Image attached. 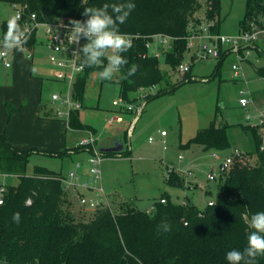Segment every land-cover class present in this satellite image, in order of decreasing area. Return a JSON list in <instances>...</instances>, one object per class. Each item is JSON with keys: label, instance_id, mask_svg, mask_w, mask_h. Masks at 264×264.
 Instances as JSON below:
<instances>
[{"label": "trees", "instance_id": "obj_1", "mask_svg": "<svg viewBox=\"0 0 264 264\" xmlns=\"http://www.w3.org/2000/svg\"><path fill=\"white\" fill-rule=\"evenodd\" d=\"M119 2L122 0H0V4H27L26 13L35 12L42 22L60 18L84 20L86 17L81 13L85 7ZM131 2L135 9L119 30L138 37L133 38L131 49L123 54L128 64L119 72L117 81L121 94L129 102H132L130 92L155 87L164 79L159 57L150 54L147 47L153 41V35L175 38L171 49L159 47L165 63L175 70L185 59L189 23L200 21L195 14L202 7L200 0ZM205 5L207 18L216 20L214 30L219 32L217 17L221 0H205ZM8 19L1 22V38L7 31ZM19 23L23 28L22 22ZM262 28L264 0H246L240 32ZM35 35L34 32L29 37L26 46L34 45ZM85 42L82 39L81 45ZM258 48L264 54V50ZM225 57L226 53L222 52L217 60L216 74ZM102 67H85L78 75L73 94L82 107L71 110L66 120L70 129L92 130L96 134L80 115L82 108L93 106L87 105L86 89L92 73H100ZM132 67L137 71L134 76H128ZM256 73L264 76V67H256ZM182 77L171 91L193 78L191 69ZM144 105H141L140 113ZM40 109L42 117L53 116L43 103ZM228 127L217 125L214 119L181 146L187 148L196 143L208 150L227 149L231 146ZM242 128L250 135L251 151L248 153L256 154L258 162L248 164L245 154L237 159L234 167L220 178L221 192L212 205L199 209L190 201L187 204L175 202L165 192L161 198L165 197L166 202H161L160 198L150 210L128 207L114 213L110 207L100 206L85 220H77L72 208L75 199L63 188L62 172L36 166L32 174H28L27 166L34 148H20L11 143L5 133H0V174H11L20 179L17 185H5L4 202L0 204V264H228L226 253L232 249L243 250L247 245L251 215L264 211L263 139L258 127L242 125ZM121 154L127 155L130 151L125 149L112 155ZM165 180L183 188L184 179L177 173ZM15 212L20 213L19 224L12 219ZM162 222L171 226L169 231H157ZM256 264H264V256H258Z\"/></svg>", "mask_w": 264, "mask_h": 264}, {"label": "rangeland", "instance_id": "obj_2", "mask_svg": "<svg viewBox=\"0 0 264 264\" xmlns=\"http://www.w3.org/2000/svg\"><path fill=\"white\" fill-rule=\"evenodd\" d=\"M200 1L202 7L195 14L199 19L206 15L205 0ZM245 8L246 0H221V11L217 17L221 34L234 35L241 31L240 20L244 16ZM13 15L15 9L12 4H0V25L3 19ZM36 35L38 42L34 47L22 46L10 50L13 65L11 69L4 68V60L0 59V96L4 103L1 108L8 110L11 106L12 110L9 113L17 115L22 99L23 102H27L26 112L30 113L32 105L35 104L33 113L37 115L38 112L39 118L43 120V124L37 129H31L33 133L37 132V139L34 140L36 143L24 147L34 148L29 158L27 173L32 174L36 166H45L66 173L76 164L75 153L80 154L79 162L87 165L85 162L89 159V151L77 148L79 141L87 136V130L70 129L66 121L67 107L60 102H52L51 94L67 91L68 83L57 78L61 68L52 64L50 60L51 50L47 45L43 25L39 27ZM192 43L196 45L197 40H193ZM260 43L258 47H261ZM155 44L154 41L150 51ZM160 58V68L164 74L162 82L155 87L129 93L135 106L145 104L143 116L135 127L133 126L132 134L129 135L130 147L129 149L126 147L127 150H131L130 154L104 156L103 185L107 191L118 192L123 201L138 209L148 210L165 192L171 194L178 202L187 197L197 208L203 209L210 200L215 201L221 192L219 188L221 180L207 178L209 172L217 170L212 152L218 149L199 150L196 156L200 157L203 154L202 159L197 161L196 157L193 164L189 158L199 144L192 143L189 148H185L181 143H186L195 130L208 126L214 119L217 125L246 124L244 111L239 104L240 97H249L253 100L254 106L258 104L257 106L264 108V76L256 73V67H264V57L259 55L256 48L252 49L251 54L245 59L230 53L224 58L217 74L215 71L217 59L198 61L192 66V74L197 79L186 81L172 91L170 90L172 86L183 77L175 72L171 65L165 63L164 55L159 56ZM233 64L241 67V75L238 78L234 76ZM118 77L115 73L112 80ZM112 80H101L96 74L91 75L86 89L87 105L94 106L81 110V119L97 128L99 145L104 141L108 142L109 138L113 137L112 130L117 128L109 125L108 119L114 115L113 110L118 108L113 104V100L122 94L120 84ZM160 91L161 93L157 95ZM41 103H46L48 110H53V116L48 118L41 116L39 111ZM61 113L64 115H58ZM126 114L132 116L136 112H126L124 115ZM162 130L169 134L164 139L160 136ZM239 130L240 134L235 135L233 129H229L232 144L240 146L246 155V162L254 165L258 159L256 155L248 153L251 151L249 134L238 127L237 131ZM123 134L128 138L126 131H123ZM150 137L153 141H149ZM161 140L166 141V147ZM180 154L185 156L183 162H179ZM169 162L180 164L182 167H192L193 185L198 182L200 186L184 189L170 185L165 180L166 163ZM19 182V177L15 175L0 174L1 185H17ZM208 189L211 191L207 192ZM72 206L77 220L93 216L94 211L91 209H81L75 204ZM112 210L117 213L125 209L119 204H114Z\"/></svg>", "mask_w": 264, "mask_h": 264}, {"label": "built area", "instance_id": "obj_3", "mask_svg": "<svg viewBox=\"0 0 264 264\" xmlns=\"http://www.w3.org/2000/svg\"><path fill=\"white\" fill-rule=\"evenodd\" d=\"M15 9V15L20 17L23 24V30L29 34V37L35 32L37 34L40 26L45 28V35L47 37V45L51 50L50 60L52 64L60 67L61 69L57 73V78L61 81L68 83V90L65 92H54L51 94L52 102H60L63 106L67 107L66 114L67 119L70 116L71 110L80 109L82 103L76 99L73 94V85L80 73L85 68H78V63L82 60V56L73 55L80 45L72 42L68 32L69 27H63L62 25H68L71 18H60L51 22H42L38 20L37 14L33 11L28 13L27 4H12ZM216 26L215 19H208L207 15L201 18L199 22L191 21L189 23V34L186 37V55L189 58L181 61L175 68V72L183 76L190 71L192 65L196 61H208L211 59H219L222 52L230 50L234 52L238 57L245 59L251 50L258 48V42L264 34V28L253 29L248 31H242L234 35L221 34L216 32L214 27ZM126 37L132 42L133 38L138 35L125 34ZM153 41H150L147 45L150 54L157 57L163 55V51L159 48L171 49L174 42V37L164 34L153 35ZM3 38L0 40L2 41ZM193 40H197V44L194 45ZM156 42L152 51V43ZM23 46H26L24 44ZM0 59L4 60V66L6 68L11 67L12 62L10 60V50L2 55ZM63 68V69H62ZM234 70V76L236 78L241 75V67L237 64L232 66ZM66 69V70H64ZM113 104L118 106L121 111L140 113V106H135L132 102L127 101L123 95L118 96L113 100ZM239 104L244 111V119L246 124L252 127H258L264 144V108H259L253 105L251 98L243 96L239 99ZM129 105L131 107H129ZM58 115H64L63 113ZM124 121L123 114L114 112L108 119L109 125H114ZM132 130L130 126L129 131ZM162 136H166L165 130L161 131ZM153 141V138H149ZM165 147L166 141L163 140ZM78 146L85 148L89 151L88 165L83 167L81 162H76L74 168L70 169L66 173H62L60 180L62 181L64 190L70 195V197L77 200V202L84 209L95 210L100 206H107L111 208L108 200L107 191L103 185V170L102 162L104 159L103 152L99 150L98 137L92 130H87V136L82 138ZM244 151L240 147H233L228 152L221 150H215L212 152V158L217 165V170H212L207 174L209 180H217L223 178L233 167L235 161L241 158ZM179 162L185 160V156L180 154ZM95 169V171H93ZM173 173L179 174L183 177V188H194L192 178L194 172L192 167H182L176 163H166V179H169ZM7 190L5 185H0V204L4 202V194ZM161 202H166V198L160 199ZM189 199L184 198L181 204H187ZM213 200L208 202V205H212ZM112 209V208H111ZM149 210V209H148Z\"/></svg>", "mask_w": 264, "mask_h": 264}, {"label": "clouds", "instance_id": "obj_4", "mask_svg": "<svg viewBox=\"0 0 264 264\" xmlns=\"http://www.w3.org/2000/svg\"><path fill=\"white\" fill-rule=\"evenodd\" d=\"M134 9L135 4L131 0L105 3L101 7H85L81 15L86 19H72L68 25H62L66 28L70 26L68 34L73 43L80 45L81 39L86 41L73 54L82 56V60L77 65L78 68L103 65L99 77L101 80L111 81L114 74L120 72L128 64V59L123 54L131 49L132 43L125 34L120 32L119 26L127 21ZM19 20L18 15H13L8 19L7 31L3 40L0 41V55L9 50L19 49L27 43L29 34L23 30ZM105 59L106 64H104ZM136 71L137 68L132 67L127 75L134 76ZM12 219L19 224L20 213H13ZM248 227L251 231L247 236L246 247L243 250L228 251L226 253L228 264H256V258L264 256V211L252 214ZM170 228L169 224L162 222L157 226V231L167 232Z\"/></svg>", "mask_w": 264, "mask_h": 264}, {"label": "crops", "instance_id": "obj_5", "mask_svg": "<svg viewBox=\"0 0 264 264\" xmlns=\"http://www.w3.org/2000/svg\"><path fill=\"white\" fill-rule=\"evenodd\" d=\"M219 32H220V28H219ZM38 33V32H37ZM36 37H35V43H34V45L35 44H37V42H38V38H37V35H35ZM264 40V35H262V37H261V39H260V41L259 42H261L260 43V45H261V47L260 48H262V41ZM258 42V43H259ZM34 45H32L31 47H34ZM259 49V48H258ZM259 51V50H258ZM225 53H226V56L228 55V54H230V53H234V52H232V51H230V50H226L225 51ZM259 55H261V56H263L264 57V54H262L260 51H259ZM185 57H186V59H188L189 58V56H188V54L187 55H185ZM160 60H161V58H160ZM218 60V59H217ZM196 62H198V61H196ZM196 62H194L193 63V65L196 63ZM217 62V61H216ZM217 64V63H216ZM192 65V66H193ZM13 67V65H11V67H9V68H6L5 66H4V68H6V69H11ZM215 68H216V66H215ZM192 71H193V69L191 68V75L193 76V78L192 79H197V78H195L194 77V74H192ZM93 74H96L97 76H99V72L98 71H95V72H93L92 73V75ZM117 74H118V76H119V72H117ZM12 76H14L13 74H11ZM191 79V80H192ZM112 81H114V82H116L117 83V81H118V78H116V79H114V80H112ZM188 81H190V80H188ZM93 84V83H92ZM1 88V87H0ZM120 91H121V89H120ZM86 97H88V95H87V90H86ZM1 99H2V96H0V133H5V135H6V137H7V139L11 142V143H13V144H15V145H17L18 147H20V148H24L25 146H27V145H32L33 143H36V142H34V140H35V138L37 139V132H35V133H33L32 131H31V129H37L38 128V126H40V125H42L43 123H42V121L43 120H41L39 117H40V115H38V112H37V115H34V113H33V109H35V104L34 105H32V109H31V112L29 113V112H26V110H27V107H25L26 106V104H27V102H23V100L22 99H20V107H19V110H18V114L17 115H11L10 113H9V108L11 107V106H9L8 107V110L7 109H2L1 108V106L2 105H4V103H2V101H1ZM3 99H5V98H3ZM52 100V99H51ZM140 101V99L138 100V102ZM137 102V103H138ZM5 104H6V106H7V102H5ZM42 104V103H41ZM41 104H40V106H41ZM44 104V103H43ZM45 105V109H46V111H51L52 113H53V110L52 109H50V110H48L49 109V107L47 106V104L45 103L44 104ZM258 105V104H257ZM256 105V107H259V106H257ZM94 106V105H93ZM98 106V105H97ZM137 106H140L141 107V104H139V105H137ZM93 108V107H92ZM94 108H96V107H94ZM97 108H99V107H97ZM260 108V107H259ZM84 108H82L81 110H83ZM7 111H8V114H7ZM39 111L41 112V113H43V111L39 108ZM114 112H121L122 114H123V118H124V121H122L121 123H117V124H114V126L113 127H117V128H114L113 130H112V135H113V137H117V136H120V135H122L123 136V138H124V142H125V146H128V149H129V147H130V144H129V141H128V139H129V135L130 134H132V130H133V126L135 127V124L138 122V120H140V118L143 116L142 115V113H143V111L141 112V113H136L135 115H127V114H129V113H127L126 115H124L126 112L125 111H121L120 109H119V107L117 108V109H115V110H113ZM166 116H168V115H166ZM46 118V117H45ZM82 120V119H81ZM83 121V120H82ZM84 122V121H83ZM84 123H86V122H84ZM86 124H88V123H86ZM88 125H90V124H88ZM113 125V124H112ZM223 125H228L229 127H228V132H229V129L230 128H232L233 129V131H234V134L235 135H239L240 134V130L239 131H237V129H238V127L241 129V130H243V128H242V125H247V124H243V123H238V124H236V125H233V124H230V123H225V124H223ZM223 125H220L219 124V126H223ZM95 131H96V133H97V128H95L93 125H90ZM130 126H132V130H130L129 131V128H130ZM112 127V126H111ZM202 128V127H201ZM200 129V128H199ZM123 131H126L127 133H128V138L126 137V136H124L125 134H123ZM163 131V130H162ZM244 131V130H243ZM196 132H197V130H195V132H194V134H191V136L189 137V139H191L195 134H196ZM160 134H161V132H160ZM169 134L167 133V135L166 136H168ZM161 136V138L162 139H164L166 136H162V135H160ZM229 136H230V132H229ZM113 137H110L109 139L110 140H108V142L106 141H104V143H102V144H100L99 146H108V145H112V143H113ZM249 137H250V135H249ZM150 141V140H149ZM162 141V140H161ZM181 141H183L182 139H181ZM230 141H231V139H230ZM163 142V141H162ZM184 142V141H183ZM105 143H107V144H105ZM190 146H188L187 148H189ZM233 147H238L237 145H235L234 146V144H232V141H231V146L229 147V148H227V149H222L221 151H223V152H228V151H230ZM240 147V146H239ZM24 149H26V148H24ZM126 149H127V147H126ZM199 150H208V149H205L202 145H199V147H196V149L194 150V152L192 153L193 155L189 158L190 159V162L191 163H193V164H195V159H196V157H198L197 158V161H199V160H201L202 159V156H203V154L199 157V156H196V154H197V152L199 153ZM209 150H212L213 151V149H209ZM129 151V150H128ZM130 152H131V150H130ZM254 155H256V154H254ZM80 156V154L79 153H75V157H76V162H79V160H78V157ZM257 157V156H256ZM186 158H188V156H186ZM88 160V159H87ZM86 160V162H85V164H87L88 165V161ZM75 162V163H76ZM215 163V162H214ZM87 165H83V167L84 168H86L87 167ZM215 166H216V164H215ZM192 182H193V180H192ZM194 183V182H193ZM196 186H200V183H198V182H196V184H195V187ZM220 186V185H219ZM181 188V187H180ZM220 188V187H219ZM106 189V188H105ZM106 191H107V189H106ZM207 192H210L211 190H206ZM168 193V192H167ZM170 196H171V194H169ZM107 196H108V200H109V202H110V205H111V208H112V206L114 205V204H119L120 206H121V208L122 209H126V208H128V207H132V208H135L134 206H130L129 204H127L125 201H123L122 200V198H121V195L118 193V192H112L111 190H108L107 191ZM161 198V197H160ZM175 202H178V201H176L173 197H171ZM73 204H75L78 208L80 207L81 209L83 208L78 202H77V200H74V202H73ZM191 204H193L194 205V203H192L191 202ZM152 207H150V208H148L149 210L151 209ZM135 209H138V208H135ZM121 212V211H120Z\"/></svg>", "mask_w": 264, "mask_h": 264}, {"label": "water", "instance_id": "obj_6", "mask_svg": "<svg viewBox=\"0 0 264 264\" xmlns=\"http://www.w3.org/2000/svg\"><path fill=\"white\" fill-rule=\"evenodd\" d=\"M262 49L264 50V40L262 41ZM125 149L126 146L122 135L114 137L112 145L99 146V150L107 154H120Z\"/></svg>", "mask_w": 264, "mask_h": 264}]
</instances>
